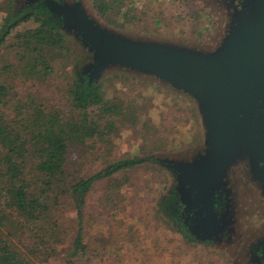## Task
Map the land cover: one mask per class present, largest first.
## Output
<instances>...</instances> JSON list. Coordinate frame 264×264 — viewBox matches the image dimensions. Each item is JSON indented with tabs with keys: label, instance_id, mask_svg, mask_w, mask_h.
I'll use <instances>...</instances> for the list:
<instances>
[{
	"label": "rangeland",
	"instance_id": "374dc122",
	"mask_svg": "<svg viewBox=\"0 0 264 264\" xmlns=\"http://www.w3.org/2000/svg\"><path fill=\"white\" fill-rule=\"evenodd\" d=\"M60 1H78L94 22L121 36L203 51L217 44L228 23L214 22L217 12L204 1L127 0L125 8L122 5L103 11L94 6L98 0ZM4 2L0 0V5ZM63 32L71 45V61L57 64L50 79L40 85L53 99L69 83L72 69L80 66L81 52L88 53L71 30ZM90 61L87 56L85 62ZM100 76H110L103 82L106 91L116 98L130 99L131 110H123L125 117L104 132V145L99 143L103 153L97 159L90 158L96 150H91L89 157H82L84 150L79 149L70 154L71 160L77 156L76 167L93 169L102 161L133 155L186 161L199 152L204 128L197 103L189 94L154 76L117 65L106 67ZM246 170L245 162L238 161L225 178L236 206L230 241L210 244L186 242L157 212L160 194L173 182L169 171L157 163L146 161L116 174L120 182L107 193L106 180L93 183L82 206L86 249L76 258L78 264H257L251 251L264 237V197ZM58 213L69 228V239L57 248L60 253L36 264H61L69 251L66 247L73 236L74 211L63 203Z\"/></svg>",
	"mask_w": 264,
	"mask_h": 264
},
{
	"label": "trees",
	"instance_id": "16d2710c",
	"mask_svg": "<svg viewBox=\"0 0 264 264\" xmlns=\"http://www.w3.org/2000/svg\"><path fill=\"white\" fill-rule=\"evenodd\" d=\"M126 1L98 0L94 6L99 11L125 8ZM63 31L60 17L48 11L44 0H5L0 5V264H36L60 253L57 248L69 239V228L58 213L63 203L74 211L75 225L61 264H78L76 258L86 249L82 206L93 183L106 180L107 193L120 182L116 174L146 161L166 168L173 181L156 202L165 222L188 243H213L197 238L201 233L195 229L200 234L196 235L182 222L180 210L187 215L190 211L183 209L169 162L133 155L79 169L74 163L77 156L69 158L79 149L84 150L82 157L96 150L90 158L97 159L103 153L99 143L104 132L125 117L123 110L130 112L132 101L106 91L103 82L110 76L88 80L85 58L90 52H81L80 66L72 69L61 95L49 97L40 85L50 79L57 64L71 61V45ZM246 173L252 180L248 169ZM254 248L252 252L260 253L258 246Z\"/></svg>",
	"mask_w": 264,
	"mask_h": 264
},
{
	"label": "water",
	"instance_id": "95a60500",
	"mask_svg": "<svg viewBox=\"0 0 264 264\" xmlns=\"http://www.w3.org/2000/svg\"><path fill=\"white\" fill-rule=\"evenodd\" d=\"M44 1L60 17L63 30H71L90 52L89 81L117 65L154 76L197 103L203 152L188 161L163 160L175 175L183 209L197 216V238L215 233L209 224L213 192L225 185L238 161L245 162L264 197V0H246L207 51L127 38L94 22L78 1ZM256 245L260 255L254 261L264 264V237Z\"/></svg>",
	"mask_w": 264,
	"mask_h": 264
},
{
	"label": "flooded vegetation",
	"instance_id": "af4514ba",
	"mask_svg": "<svg viewBox=\"0 0 264 264\" xmlns=\"http://www.w3.org/2000/svg\"><path fill=\"white\" fill-rule=\"evenodd\" d=\"M192 1H204L207 6H210V8L215 10L217 12V18L214 22H229V20L232 18V16L235 13H238L241 11L244 7V4L246 3V0H192ZM213 10V11H214ZM175 179V175L173 177V180ZM227 187L225 185H222L220 189L214 191L213 196V218L212 221H210V226L214 228L215 233H211L209 236V240L213 243H221V242H228L230 241V238L233 234L234 227H235V203L232 198V192L227 191V193L224 191ZM193 209L189 212V215L187 213L182 212L180 210L179 216L182 218V222L187 226H190L191 229L195 231L194 224L195 221V215L193 213ZM221 216V218H219ZM234 222V223H233ZM233 224V227H232ZM218 226H220V230H218ZM196 232V231H195ZM196 235H200L198 232H196ZM260 238L259 240H261ZM256 243L254 244V247H256ZM255 249V248H253ZM251 257L255 255H259V251L252 252L251 251Z\"/></svg>",
	"mask_w": 264,
	"mask_h": 264
}]
</instances>
